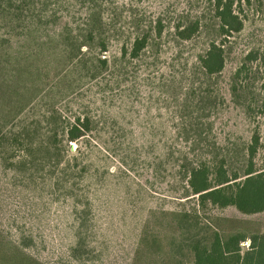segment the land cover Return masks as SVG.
Returning <instances> with one entry per match:
<instances>
[{"label":"rangeland","instance_id":"374dc122","mask_svg":"<svg viewBox=\"0 0 264 264\" xmlns=\"http://www.w3.org/2000/svg\"><path fill=\"white\" fill-rule=\"evenodd\" d=\"M233 1L242 28L221 35L215 0H0V264H192L205 224L264 233V212L186 197L193 165L244 175L256 134L264 168V0ZM77 118L90 130L69 142Z\"/></svg>","mask_w":264,"mask_h":264},{"label":"trees","instance_id":"16d2710c","mask_svg":"<svg viewBox=\"0 0 264 264\" xmlns=\"http://www.w3.org/2000/svg\"><path fill=\"white\" fill-rule=\"evenodd\" d=\"M215 7L216 15L220 20L221 35H229L241 30L242 21L234 14L233 0H215ZM198 31L199 24L193 22L186 27L178 26L176 34L180 39L188 41ZM161 34L162 29L158 28V35L161 36ZM148 41V35L135 40L132 48L133 57L138 56L147 46ZM103 47L105 48L104 44ZM80 48L76 50H81ZM256 59L257 55L251 53L246 57L245 62H253ZM225 60L224 44L213 42L207 52L199 57V68L206 76H218L224 70ZM80 61L81 58L75 54L73 62L79 63ZM100 64H106V61L102 60ZM243 70H245V64L236 72L237 79L241 77ZM235 88L236 86L233 87L234 92ZM66 130L69 142H76L90 130V121L77 118L74 124L69 125ZM258 144L259 137L256 134L248 147L247 153L251 164L244 175L229 173L225 159L219 162L209 160L193 165L186 173L190 188L186 197L198 198L200 212L205 211L208 206L221 209L235 207L244 215L264 212V168L256 169L252 164ZM182 218V223H186L190 228L195 227V224L199 225L195 220H191L192 216L189 214H185ZM200 235L201 233L197 232L195 237L189 238V247L194 255L192 264H264V233L248 236L243 231H237L224 234L214 225L205 224L203 236ZM247 242H249V247Z\"/></svg>","mask_w":264,"mask_h":264}]
</instances>
